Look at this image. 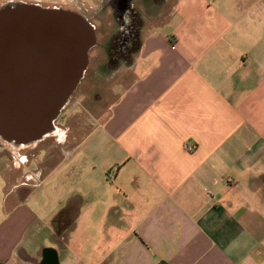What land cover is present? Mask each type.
<instances>
[{
  "label": "crops",
  "instance_id": "crops-1",
  "mask_svg": "<svg viewBox=\"0 0 264 264\" xmlns=\"http://www.w3.org/2000/svg\"><path fill=\"white\" fill-rule=\"evenodd\" d=\"M145 1L158 17L75 165L4 169L0 264H264V0Z\"/></svg>",
  "mask_w": 264,
  "mask_h": 264
},
{
  "label": "water",
  "instance_id": "water-1",
  "mask_svg": "<svg viewBox=\"0 0 264 264\" xmlns=\"http://www.w3.org/2000/svg\"><path fill=\"white\" fill-rule=\"evenodd\" d=\"M134 0L114 6L123 20ZM96 44L94 26L81 13L38 3L0 6V136L17 144L54 129L77 89Z\"/></svg>",
  "mask_w": 264,
  "mask_h": 264
},
{
  "label": "rangeland",
  "instance_id": "rangeland-1",
  "mask_svg": "<svg viewBox=\"0 0 264 264\" xmlns=\"http://www.w3.org/2000/svg\"><path fill=\"white\" fill-rule=\"evenodd\" d=\"M85 1L88 2V6L91 9L93 3L101 2L102 0ZM135 2V7L137 5L142 11L141 15L144 22L156 20L158 16L155 11L146 7L145 0L143 2L142 0H136ZM1 5L2 3L0 2ZM41 5L73 10L70 5H67L66 1L61 0H49ZM84 9L89 10L86 6ZM81 12L94 26L96 44L89 52V63L83 78L77 89L70 96L57 120H55L54 132L45 136L43 140L29 144H17L0 136V147L2 148L0 150L2 151L0 154V216L4 213L2 201L8 188L7 185H9V174L6 175V168L13 165L15 171L22 172L23 169L28 171L24 164L33 163V165L43 170L56 168V175H58L61 169L75 165L79 152H76L69 161L62 162L61 159L67 151L72 150L71 146L75 144L69 140L73 139L74 136H78L77 140H79L80 136L91 132L96 116L101 118L106 114L105 112L121 88V84L118 82H122L125 78V67L128 66V61H121L113 66L108 65L109 45L116 39L121 30L120 21L116 17L113 8L107 3L96 13L82 10ZM20 177V182H28L26 174H22ZM31 203L34 204V199L29 201V204Z\"/></svg>",
  "mask_w": 264,
  "mask_h": 264
},
{
  "label": "trees",
  "instance_id": "trees-1",
  "mask_svg": "<svg viewBox=\"0 0 264 264\" xmlns=\"http://www.w3.org/2000/svg\"><path fill=\"white\" fill-rule=\"evenodd\" d=\"M112 0H104V4H109ZM159 1V0H158ZM121 30L109 45L108 65H117L121 61L131 63L133 55L141 46V28L144 23L139 10L133 7L123 20H119Z\"/></svg>",
  "mask_w": 264,
  "mask_h": 264
},
{
  "label": "built area",
  "instance_id": "built-area-1",
  "mask_svg": "<svg viewBox=\"0 0 264 264\" xmlns=\"http://www.w3.org/2000/svg\"><path fill=\"white\" fill-rule=\"evenodd\" d=\"M186 148L188 151H193V150H195V145L192 143H187Z\"/></svg>",
  "mask_w": 264,
  "mask_h": 264
},
{
  "label": "flooded vegetation",
  "instance_id": "flooded-vegetation-1",
  "mask_svg": "<svg viewBox=\"0 0 264 264\" xmlns=\"http://www.w3.org/2000/svg\"><path fill=\"white\" fill-rule=\"evenodd\" d=\"M112 1L115 3V5L121 3V0H112ZM133 7H135V5H133ZM133 7H132V8H133ZM132 8H131V9H132ZM131 9H130V10H131ZM130 10H129V11H130ZM127 14H129V12H128ZM50 258H51V257H50ZM50 258L48 257V260H51Z\"/></svg>",
  "mask_w": 264,
  "mask_h": 264
}]
</instances>
